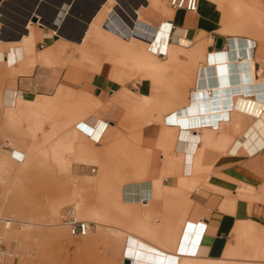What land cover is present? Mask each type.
<instances>
[{
  "label": "crops",
  "instance_id": "crops-1",
  "mask_svg": "<svg viewBox=\"0 0 264 264\" xmlns=\"http://www.w3.org/2000/svg\"><path fill=\"white\" fill-rule=\"evenodd\" d=\"M121 1L130 12L142 0ZM207 1L198 0L193 12L138 7L157 26L152 48L161 63L170 55L166 65L173 69L164 81L173 88L187 71L175 93L154 91L137 75L117 80L106 62L99 70L83 67L67 48L46 61L45 51L58 38L51 28L36 26L30 9L17 22L0 15V40L13 42L0 50L1 150L18 161L31 151L33 161L47 167L35 175L47 177L52 200L66 195L74 179L82 207L93 211V229L106 226L117 258L116 233L122 232L126 247L130 236L189 264H264V216L257 218L264 213V61L255 58L254 40H248V54L241 44L239 56L223 57L233 37L221 35L222 46L215 47L220 15ZM100 3L47 0L46 17L60 23L65 36L78 34ZM68 4L66 16L55 9ZM125 10L122 18L131 27ZM35 53L43 54L37 59ZM243 55L255 58L253 71L247 62L246 70L228 72L227 63ZM154 98L168 105L148 112Z\"/></svg>",
  "mask_w": 264,
  "mask_h": 264
},
{
  "label": "rangeland",
  "instance_id": "rangeland-1",
  "mask_svg": "<svg viewBox=\"0 0 264 264\" xmlns=\"http://www.w3.org/2000/svg\"><path fill=\"white\" fill-rule=\"evenodd\" d=\"M110 1L113 2V0ZM207 2L220 15L217 34L233 37V39L254 40L257 43L255 58L264 61V0H208ZM165 5L169 7L168 0H165ZM245 5L257 7L255 13L259 17L249 13L245 9ZM5 6L10 11L6 10ZM26 9H30V13L34 14L33 19L36 26L47 27V0H11L5 4L0 2V15L5 14L9 17V21L17 22L19 16ZM12 12L13 14H11ZM248 13L252 16L249 17V20H246L245 15ZM243 16L246 20L244 21V30L240 26ZM0 19H2V16H0ZM149 24L150 32L145 38L143 55L139 57L137 63L133 59H129L128 61L119 62L117 66L111 65V75L120 81L135 75L145 77L154 85V91H158L160 88L166 87L167 81H164V75L171 73L173 68L170 67L169 70L160 72L153 70L155 67H163L169 63L170 55H168L167 63H161L162 60L157 55L147 50L151 33L157 27H154L150 22ZM50 28L55 34V30L52 27ZM69 35L83 37L81 30L78 34L71 33ZM70 36H65L58 30L55 45L45 51L47 54L45 60L49 61L53 54L64 52L67 48L69 51L76 53L77 58L72 60L88 68L87 63L90 61L83 58L76 43L71 41ZM31 39V33L27 34L25 44L31 42ZM61 44L67 45H64V48L61 49ZM9 46H13L12 41L3 43L0 40V50ZM24 52L27 54L28 50L26 49ZM41 54L35 53L36 58L40 59ZM103 57L105 58V56ZM104 62V59H102V63L100 62L90 69L99 70ZM119 66L124 68L127 73L121 71ZM8 70L12 69L9 68ZM185 72L187 71L185 70ZM1 93L0 90V98ZM164 105H167L164 101L159 102L158 98H154L153 107L148 112ZM12 112L11 108L5 110V118L11 123L13 120ZM45 172H47V167L43 163L33 161L31 151L26 154L23 161H18L7 151H2L0 147V215L14 220L12 227L5 233V242L8 247L13 249L16 256L8 264H122L123 262L129 264H189L173 257H164L159 250L149 246L143 240L133 239L130 236L128 244L132 247H126L127 234L122 232L116 233L119 249V257L117 258L113 256L114 246L113 242L108 241L106 226L101 228L100 225H97L95 229L90 230L86 235H71L68 226L63 221L65 210L72 206L74 215L78 219L89 221L93 219V211H88L82 207V194L74 186V179L69 181L70 191L66 195L64 194L62 198L52 200L51 194L47 193V177L35 175L36 173ZM110 196L115 197V194L111 193ZM116 196L118 195L116 194ZM76 202H78V205H76ZM261 205L264 211V203L262 202ZM81 209L85 211V214L81 213ZM261 214L257 218L262 220L264 213ZM10 232H12V235ZM262 242L260 241V244H263ZM242 257L251 258L246 253ZM260 259L264 261V255Z\"/></svg>",
  "mask_w": 264,
  "mask_h": 264
},
{
  "label": "bare ground",
  "instance_id": "bare-ground-1",
  "mask_svg": "<svg viewBox=\"0 0 264 264\" xmlns=\"http://www.w3.org/2000/svg\"><path fill=\"white\" fill-rule=\"evenodd\" d=\"M10 1L11 0H0V2L3 4H5L6 2H10ZM164 2H165V0H142V1L138 2L137 7L136 6L133 8L131 7L130 12H128L127 10L124 9L123 2L121 0H113V2H111L110 0H101L100 5H98V7L100 6V8L96 9V11L94 10L95 11L94 15H92L89 18V20H87L85 18L84 21L82 22L81 32L83 34V37L80 38L76 35H74V36L68 35V36H70V38L72 39L71 40L72 42L76 43L79 52L83 55V58L87 61H90L89 63H87L88 68H93L96 65H98L100 62L102 63V59H104V61L106 63H109L111 65H116V66L119 62L128 61L129 59H133L135 61V63H137V60L139 59V57H141L144 53L143 50H144V45H145V38L148 35V33L150 32V24L148 21H146L145 19H143L140 16L139 11H138V7L140 5L150 4V5H153L154 7L162 10L165 8ZM75 3L77 5V2H75ZM131 3H132V0H131ZM131 3H130V5H131ZM80 4H82V3H80ZM80 4H78V5H80ZM132 4H134V2ZM94 5H96V4H94ZM82 6L83 5H81V7ZM70 7H71V4H68L65 11H62L59 7L55 8V9L58 10L57 12L61 11L62 15L66 16L68 14ZM118 8H120V10ZM5 9L10 11V9H8L7 6H5ZM245 9H247L248 12L251 13L252 15H254L255 17H257V16L259 17V15L255 13L257 7L255 8L254 5H249V6L245 5ZM121 10H125V12H127V15L129 16L130 20L132 21L131 27L126 25L124 19L122 18L123 16L121 15ZM43 13H45V12H43ZM249 13L247 15H245L246 20H249V17L252 16ZM242 15H244V14H242ZM246 20H244V16H243V19L241 20V23H240L242 30L245 29L244 28L245 27L244 21H246ZM238 24H239V22H238ZM47 26L52 27L55 30V35H57L58 30H60L62 27L60 25V23L55 24L53 22H49L48 20H47ZM156 31H157V27L153 29V31L151 33V37L148 40V44H147V50L150 53L155 54V55H157V54L154 52V48H152V46H153L152 40L155 36ZM163 33H164L163 31H160L158 36L162 35ZM243 40H245V39H241V38H234L233 39V44H232L231 50H229L230 52L228 54L225 53L223 55V57L226 58L227 61L230 57H234V56L237 57L240 55L241 44L244 46V50L247 52V54L249 53V44L250 43L248 44V40H245V43H242ZM25 43H26V41H25ZM198 46H201V45H198ZM198 50L199 49L196 48L194 51L197 52ZM155 51H156V49H155ZM103 56H105V58ZM242 58H243L242 61H236L233 65H231L232 63L231 64L227 63L226 68L229 69L228 72H231V68H234V70L235 69L246 70L247 66H245V64H247V62H249L250 69L253 71L254 59L250 55H248V56L243 55ZM119 68L121 69V71L127 73V71L124 68H122L120 66H119ZM11 69H13V68H11ZM169 69H170V66L166 65L165 67L164 66L163 67L162 66L155 67V69H153V70H157L160 72V71H164V70L167 71ZM184 76H186V72H185V70H181L179 83L177 85H174L173 88L172 87L170 88L171 82H167L166 87L170 88L171 92H173V93L179 91L181 89L183 83H184V81H183ZM1 78H2V76H1ZM172 89H173V91H172ZM158 101L161 102L164 100L158 98ZM169 105H170V103H169ZM86 122H87V120H86ZM94 122L96 123V121H94ZM88 123H91V122H88ZM254 133L257 134L256 132H254ZM257 136H258V134H257ZM246 140H249V137H247ZM262 141H263V139L261 138L260 142H262ZM249 150H252V148H249ZM76 205H78V202H76ZM81 213L85 214V211L83 209H81ZM86 221H88V220H86ZM10 233L12 235V232H10ZM121 262H123V261H121ZM122 264H129V263L123 262Z\"/></svg>",
  "mask_w": 264,
  "mask_h": 264
},
{
  "label": "built area",
  "instance_id": "built-area-1",
  "mask_svg": "<svg viewBox=\"0 0 264 264\" xmlns=\"http://www.w3.org/2000/svg\"><path fill=\"white\" fill-rule=\"evenodd\" d=\"M168 5L173 10H186L193 12L197 10L198 0H168ZM4 31L5 28L1 26L0 38L4 34ZM92 170L94 169L92 168ZM63 221L68 226L69 233L73 236L86 235L93 229L91 222L78 219L71 208L65 210ZM13 223L14 220L10 217L0 215V264L11 263L16 257L13 249L8 247L5 242V232L12 227Z\"/></svg>",
  "mask_w": 264,
  "mask_h": 264
},
{
  "label": "water",
  "instance_id": "water-1",
  "mask_svg": "<svg viewBox=\"0 0 264 264\" xmlns=\"http://www.w3.org/2000/svg\"><path fill=\"white\" fill-rule=\"evenodd\" d=\"M223 37L221 36H218L216 39H215V47L220 49L221 46H222V43H223ZM126 262H128V260H126Z\"/></svg>",
  "mask_w": 264,
  "mask_h": 264
}]
</instances>
